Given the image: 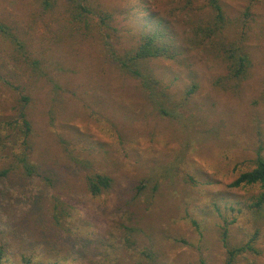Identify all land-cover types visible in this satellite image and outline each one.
Listing matches in <instances>:
<instances>
[{
	"label": "rangeland",
	"instance_id": "374dc122",
	"mask_svg": "<svg viewBox=\"0 0 264 264\" xmlns=\"http://www.w3.org/2000/svg\"><path fill=\"white\" fill-rule=\"evenodd\" d=\"M48 1L0 0V264H264V0Z\"/></svg>",
	"mask_w": 264,
	"mask_h": 264
},
{
	"label": "trees",
	"instance_id": "16d2710c",
	"mask_svg": "<svg viewBox=\"0 0 264 264\" xmlns=\"http://www.w3.org/2000/svg\"><path fill=\"white\" fill-rule=\"evenodd\" d=\"M80 4H78L82 9L83 3L88 0H80ZM209 7L211 8L214 15V23L211 28L201 29L200 31L197 29L196 34H204L205 37H210L217 33L221 27L225 24V13L220 4L219 0H208ZM46 5L50 6V1L46 0ZM85 10V9H83ZM160 34L146 35L143 37L142 43L139 48L135 52V54L129 58L127 61L122 59H117V62L123 69H127L133 76L140 78L143 82V85L146 89L153 91L154 85L157 84L155 79H150L145 76L141 71L137 69L139 66V62L150 60V59H158L161 57H166L168 54L167 48H162L159 45ZM246 57L241 56L239 59V69L237 70V75L240 76L245 72L246 69ZM193 91V90H192ZM191 91V92H192ZM23 120V126L25 128V133L27 138L32 132V125L29 120H27L25 113L21 114ZM27 147H29L28 142ZM8 174L7 170H0V179L6 177ZM111 185V179L107 176H97L95 178L89 179L90 192L97 196L101 193L103 188H109ZM260 186L262 188V193L259 196V203L257 207H262L264 204V157L261 152H258L256 159V166L253 170L243 173L239 176V178L232 184V187H241V186ZM252 249L251 247H241L234 248L229 252V259L227 264H235V260L238 255L245 252L247 249Z\"/></svg>",
	"mask_w": 264,
	"mask_h": 264
}]
</instances>
